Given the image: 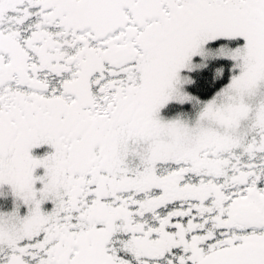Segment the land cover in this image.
Instances as JSON below:
<instances>
[{
    "label": "flooded vegetation",
    "instance_id": "obj_1",
    "mask_svg": "<svg viewBox=\"0 0 264 264\" xmlns=\"http://www.w3.org/2000/svg\"><path fill=\"white\" fill-rule=\"evenodd\" d=\"M22 2L26 4H11L0 15V86L34 83L47 92L49 85L44 80L29 75L26 51L31 49L41 57L46 53L44 50H53L54 38L56 46L63 45L60 37L68 33L69 26H73L74 34L87 33L94 42L102 44L96 48L99 53L93 54L86 45L83 50L86 58L77 57L80 59L77 75L61 82L62 97L49 96L47 108L53 115L43 111L46 107H25L19 116L22 128L12 115L18 112L14 109L18 98L8 106L13 108L9 116L0 111V132L5 131L0 136V173L5 162L13 163L16 144L10 132L18 129V142L19 134L27 133L32 147L50 146L46 157L53 160L47 159L51 164L48 169L53 170L48 176L36 177L42 184L52 178L57 190L49 195L48 191L30 194V188L19 185L15 176H0V264H198L223 248L245 243L264 246V111L244 114L233 144L212 143L173 155L160 149L155 154L150 146L154 145L150 142L151 135L137 136L130 127L138 86L122 80L130 64L136 62L135 46L150 50L155 43L148 39L156 41L162 35L161 28L169 27L168 22L174 21L179 13L182 16L185 13L186 19L204 14L213 22V32L207 34L213 37L203 36L193 46V52L198 51L196 47L200 44L202 50L219 41L235 44L238 37H229H243L247 31L257 38L263 37L260 30H264V0H129L122 6L117 28H111V24L96 26V18L86 14L95 12L99 5L90 0ZM16 15L24 20L39 15L40 23L24 30L25 36L3 29L10 23L6 20ZM227 19L231 21L229 26L223 24ZM54 21L62 33L51 38L43 28ZM155 25L160 29L156 30ZM36 28L41 31H34ZM34 35L43 37L40 47L43 50L37 51V46L30 45L38 41ZM138 35L146 37V42L135 40ZM115 46L121 47L114 49ZM131 51L129 59L120 62V57ZM16 53L23 58V67L16 63ZM221 59L230 58H212L203 68ZM66 61L67 55L59 54L44 67L61 73L69 68ZM233 64L229 68L219 67L220 76L227 72V80L210 96L201 97L191 91L193 79L186 86L185 101L157 106L155 121L159 128L165 115L167 121L177 116L191 118L195 99L209 100L223 89L233 74ZM118 68L121 69L115 70ZM105 79L109 80L102 86ZM105 87L118 88L115 106L108 96L96 95ZM35 100L38 101L37 97ZM99 103L107 104L106 109L100 111ZM172 105L176 111L170 112ZM141 137L143 141L138 140ZM21 143L23 146L26 141ZM138 145L142 146L139 147L142 160L132 158L129 151ZM18 177L27 184V177ZM36 200L40 212L30 221ZM14 220L28 231L14 234L7 229Z\"/></svg>",
    "mask_w": 264,
    "mask_h": 264
},
{
    "label": "rangeland",
    "instance_id": "obj_2",
    "mask_svg": "<svg viewBox=\"0 0 264 264\" xmlns=\"http://www.w3.org/2000/svg\"><path fill=\"white\" fill-rule=\"evenodd\" d=\"M22 0H0V15H4L11 4H26V2L20 3ZM44 1V0H42ZM183 3V1H182ZM18 7V6H16ZM26 6L24 7V9ZM40 8H32V11L38 12ZM13 15L11 12L10 17ZM184 16V17H183ZM177 14L174 21H169V27L167 25L161 28L162 35L156 37V41L148 39V42L155 43L154 47L150 50H142L141 45L135 46L137 50L133 53V57L136 59L135 63H131L136 70L133 71L134 67H129L126 71L123 83L129 85H136L139 89V95L136 103V107L130 113V117L134 118L130 127L133 131L137 132V136L151 135L150 142L154 145L155 154L160 149L168 150V155L177 154L180 151L187 150L189 148H205L212 143L218 144H233L236 142L237 127L241 118L247 112H253L254 114L260 111H264V36L257 38L256 35H251L247 31L244 36L236 35L234 40L235 44L230 41H219L211 44L206 49L202 50L203 47L198 45L196 49L198 51L193 52V46L203 37L212 36L207 35L209 32H213L214 25L210 18L204 14H197L191 19H186L185 13ZM39 15L32 16V18L23 19V16L16 15L15 18H9L6 21H10L9 24L5 25L3 29L9 31H19L25 36L27 28L37 27L40 23ZM17 19V21H12ZM23 22V23H22ZM55 21L48 27L44 26L43 31L51 38L55 35L62 33V28L57 27ZM224 25L229 26L231 21L225 20ZM160 25V24H159ZM73 26H69L68 33L60 40L63 45L56 46L54 42L56 38L52 39L53 50L48 48L44 50L46 53L39 57L35 51L28 49L26 63L29 75L31 77H38L40 80H44L49 85V90L44 92V88L39 84H31L30 86H18L17 84L2 85L0 86V111L5 116L11 113L12 106L8 109V106L14 102V109L18 112L12 113V115L18 119L19 125L24 127L23 121L19 119L22 116V111L25 107H39L43 109L46 107L45 112L53 115L48 109V98L51 95L62 97L61 82L67 80L71 76L77 75L79 68L77 67L80 63V59H77L80 55L86 58L83 53L86 45L91 50L89 53H99L96 48L100 47L102 41L94 42V39L89 38L87 33L78 32L73 33ZM155 29L159 30L160 27L155 25ZM168 30V31H167ZM31 31V30H29ZM34 31H41L36 28ZM164 31H166L164 33ZM264 30H260L263 33ZM31 36V34H29ZM38 41L30 42V45L37 46V51H41L43 37ZM58 40V39H57ZM137 41L146 42V37L139 35L135 38ZM217 40V39H215ZM51 41V40H50ZM116 42V41H115ZM92 47L95 49H92ZM121 46H115L114 49L120 48ZM202 48V49H201ZM124 49V48H123ZM122 49V50H123ZM52 53V54H51ZM65 53L68 61L65 62L69 66L68 70H64L61 73L55 72L53 68L44 67L51 63V60L59 54ZM65 56H63L64 58ZM81 57V58H82ZM215 57L230 58L233 64V74L224 86V90L221 89L211 99L205 101H199L195 99L192 109L188 110L191 112V118H179L171 117L169 121L166 120L165 115L163 116L162 124L160 126L155 121L156 108L157 106L162 107L164 104L174 100H186V86L190 84L194 79L195 72L203 69L208 61ZM16 63L18 66L23 67V58L19 53L15 54ZM129 59V55L120 57V62H126ZM136 64L137 67L134 65ZM128 67V65H127ZM125 67V68H127ZM41 68L40 71L38 69ZM121 68L115 69L120 70ZM34 70V71H33ZM114 73V72H113ZM123 77V76H122ZM121 77V78H122ZM105 79L102 81V86L106 85ZM117 85H121L118 83ZM118 88L114 87L109 90L107 87L104 91L96 92L97 96L104 98L108 96L110 104L115 106L116 96ZM26 95V97H24ZM37 95V96H31ZM27 97H31L28 99ZM37 97L38 101L35 100ZM23 98L24 103L22 104ZM35 101L37 102L35 104ZM31 104L28 106V104ZM98 109L103 111L106 109L107 104L100 106ZM34 113V111H31ZM119 112V111H118ZM126 111H124L125 113ZM162 112V110H161ZM163 113V112H162ZM126 114V113H125ZM43 116V115H42ZM35 118V116H33ZM176 122V124H173ZM173 124V125H171ZM2 123V127H3ZM17 125V124H16ZM159 128L158 133L156 130ZM0 130L2 128L0 127ZM7 130V128L5 129ZM18 129L11 131L13 135V142L16 146L13 148V163L5 162L1 167L2 173L0 176L12 178L16 177L18 184L22 187H29V193L34 194L36 192H46L49 195L50 192L56 193L57 190L54 186V181L50 178L47 182L38 183L36 176H48V173L53 169L48 167L51 164L47 163V159L53 162L51 158H47L49 145H39L38 148L32 147V143L28 144V135L23 136L19 134V142L16 139V133ZM5 133L4 129L0 132V136ZM132 136L136 137L135 132H131ZM157 134V136H156ZM144 137L139 138V141H143ZM25 145H21V142H25ZM131 146V144H129ZM142 147H130L131 157L142 160ZM33 150V151H32ZM28 155V158L26 156ZM157 158L160 160L159 154ZM152 160H156L155 157H151ZM11 160V159H10ZM30 161H33L30 166ZM37 166V167H36ZM34 175V176H33ZM142 176V173L139 174ZM27 177V184H23L22 178ZM34 199L35 196H31ZM33 199V200H34ZM38 200L34 202L33 209L30 212L29 219L36 217V212H40L38 207ZM16 215V214H15ZM14 232V234H24L28 231L27 227H23L22 223L18 220H14L9 223L8 228Z\"/></svg>",
    "mask_w": 264,
    "mask_h": 264
},
{
    "label": "water",
    "instance_id": "obj_3",
    "mask_svg": "<svg viewBox=\"0 0 264 264\" xmlns=\"http://www.w3.org/2000/svg\"><path fill=\"white\" fill-rule=\"evenodd\" d=\"M93 4L100 5L94 16L113 17L109 23L111 28L120 25L122 18L121 8L128 0H90ZM105 23V22H103ZM198 264H264V246L251 243L240 244L234 247H227L207 255Z\"/></svg>",
    "mask_w": 264,
    "mask_h": 264
},
{
    "label": "trees",
    "instance_id": "obj_4",
    "mask_svg": "<svg viewBox=\"0 0 264 264\" xmlns=\"http://www.w3.org/2000/svg\"><path fill=\"white\" fill-rule=\"evenodd\" d=\"M231 64L232 61L230 59L211 61L208 66L195 72L193 84L192 86H189L190 90L195 92L196 94H199L201 97L210 96L219 86H221L227 80V72L224 75L220 76L221 70H219V67L226 66L229 68V65ZM173 107L174 105L169 107L170 112L176 111V108L172 109Z\"/></svg>",
    "mask_w": 264,
    "mask_h": 264
}]
</instances>
